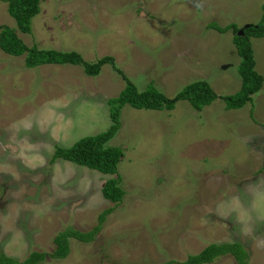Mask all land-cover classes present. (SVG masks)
<instances>
[{
    "label": "rangeland",
    "instance_id": "374dc122",
    "mask_svg": "<svg viewBox=\"0 0 264 264\" xmlns=\"http://www.w3.org/2000/svg\"><path fill=\"white\" fill-rule=\"evenodd\" d=\"M263 3L43 0L32 33L16 32L28 47L75 51L89 63L111 56L139 91L152 82L172 98L204 80L221 97L240 88V58L232 31L206 26L256 24ZM0 26L16 29L4 0ZM251 45L263 85L241 109L220 98L201 111L186 101L171 111L123 107L109 143L123 151L118 206L101 193L109 176L52 155L110 126L107 100L121 78L110 65L96 77L79 66L27 69L25 55L0 50V253L23 261L43 252L41 264H160L239 242L248 264H264V38ZM111 208L93 242L70 239L67 258L52 259L58 233L90 231Z\"/></svg>",
    "mask_w": 264,
    "mask_h": 264
},
{
    "label": "trees",
    "instance_id": "16d2710c",
    "mask_svg": "<svg viewBox=\"0 0 264 264\" xmlns=\"http://www.w3.org/2000/svg\"><path fill=\"white\" fill-rule=\"evenodd\" d=\"M41 1L43 0H4L9 16L15 21L16 29L0 26V50L14 57L25 55L24 65L27 69L44 65L79 66L86 76L96 77L100 74L103 66L110 65L123 80L124 88L117 96L107 100L110 126L101 133L80 138L70 147L56 146L52 155V161H68L109 176L102 185L101 193L104 199L112 202L115 206L122 202L125 195L121 186L122 178L118 173L123 151L120 147L112 146L109 143L121 127L123 107L129 106L137 110L171 111L178 102L186 101L194 110L201 111L214 100L220 98L224 102L226 110H238L251 102L252 96L262 88L263 77L255 69L256 62L251 38H264V3L261 5L260 20L256 24H248L247 27L240 28L235 24L222 27L216 23H209L206 26L207 29L220 34L232 31L231 41L240 58L237 67L238 75L241 78L239 90L232 95L219 97L208 82L198 80L186 85L174 97L169 98L156 89L152 82L148 84L145 90L139 91L135 84L116 66L115 60L111 56H105L96 62L89 63L75 51L62 52L53 49H40L36 45L26 46L16 31L29 35L32 33V19L39 14ZM240 30H243V34L238 36ZM113 210L111 208L100 213L97 225L90 231L80 232L68 228L58 233L53 239L55 249L51 256L52 259L63 260L67 258L70 254V239H75L81 243L93 242L107 216ZM226 255L232 256L236 264H248V253L239 242L211 243L198 254L189 255L183 262L169 260L160 264H210L215 259ZM45 259L46 254L43 252H31L23 261L0 253V264H41Z\"/></svg>",
    "mask_w": 264,
    "mask_h": 264
},
{
    "label": "water",
    "instance_id": "95a60500",
    "mask_svg": "<svg viewBox=\"0 0 264 264\" xmlns=\"http://www.w3.org/2000/svg\"><path fill=\"white\" fill-rule=\"evenodd\" d=\"M248 25H245V27H247ZM243 34V30H240L239 32H238V36H241ZM223 68H226V66H223Z\"/></svg>",
    "mask_w": 264,
    "mask_h": 264
},
{
    "label": "clouds",
    "instance_id": "9594fccd",
    "mask_svg": "<svg viewBox=\"0 0 264 264\" xmlns=\"http://www.w3.org/2000/svg\"><path fill=\"white\" fill-rule=\"evenodd\" d=\"M114 60H115V59H114ZM112 70H113V69H112ZM98 76H99V75H98ZM119 77H120V76H119ZM121 80H122V79H121ZM122 81H123V80H122ZM124 85H125V84H124ZM123 88H124V87H123ZM119 93H120V92H119ZM119 93H118V94H119ZM166 111H167V110H166Z\"/></svg>",
    "mask_w": 264,
    "mask_h": 264
},
{
    "label": "crops",
    "instance_id": "0c3cea01",
    "mask_svg": "<svg viewBox=\"0 0 264 264\" xmlns=\"http://www.w3.org/2000/svg\"><path fill=\"white\" fill-rule=\"evenodd\" d=\"M121 91V90H120Z\"/></svg>",
    "mask_w": 264,
    "mask_h": 264
},
{
    "label": "flooded vegetation",
    "instance_id": "af4514ba",
    "mask_svg": "<svg viewBox=\"0 0 264 264\" xmlns=\"http://www.w3.org/2000/svg\"><path fill=\"white\" fill-rule=\"evenodd\" d=\"M248 25V24H247Z\"/></svg>",
    "mask_w": 264,
    "mask_h": 264
}]
</instances>
